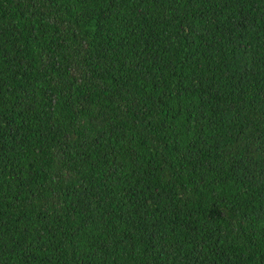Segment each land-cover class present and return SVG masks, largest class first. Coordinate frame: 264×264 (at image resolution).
<instances>
[{"label": "trees", "instance_id": "obj_1", "mask_svg": "<svg viewBox=\"0 0 264 264\" xmlns=\"http://www.w3.org/2000/svg\"><path fill=\"white\" fill-rule=\"evenodd\" d=\"M0 264H264V0H0Z\"/></svg>", "mask_w": 264, "mask_h": 264}]
</instances>
